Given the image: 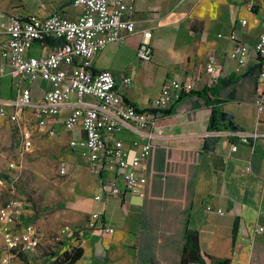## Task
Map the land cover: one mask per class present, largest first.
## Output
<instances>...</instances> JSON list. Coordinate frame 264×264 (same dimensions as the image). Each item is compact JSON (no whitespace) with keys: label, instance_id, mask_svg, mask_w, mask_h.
Here are the masks:
<instances>
[{"label":"crops","instance_id":"crops-1","mask_svg":"<svg viewBox=\"0 0 264 264\" xmlns=\"http://www.w3.org/2000/svg\"><path fill=\"white\" fill-rule=\"evenodd\" d=\"M242 1L135 0L127 14L133 22L132 32L123 42L105 44L91 58V70L110 71L122 100L136 109L148 110L166 79L185 80L191 82L193 92L212 89L205 92V98L218 100L215 106L230 115L235 126V130H207L209 104L192 93L173 102L168 114L160 111L153 129L154 145L137 168L145 177L142 197L102 191L101 181L114 179L121 186L118 173L91 174L78 155L79 148L68 146L69 140L84 136L78 126L66 131L61 125L76 98L68 97L63 109L42 129L35 127L30 110H24L31 144L51 138L60 147L66 141L67 148L59 152V162L65 163L66 170L52 181L49 211L57 217L52 230L61 222L82 230L81 235L67 240L82 250L73 264H178L186 228L197 232L198 247L207 256L227 258L229 264H264V112H257L253 104L258 93L264 101V89L256 82L264 66L252 51L264 28V0H259L262 5L254 11ZM52 12L72 18L78 10L71 0H0V46L6 39L1 26L9 19L28 14L45 17ZM240 20L245 23L241 25ZM230 32L247 46L242 65L227 56L231 42L216 36ZM142 43L150 50L147 62L136 57ZM42 50L34 42L29 52L37 55ZM209 58L214 60L217 81L232 76L231 83L207 86L204 66ZM39 84H43L41 90ZM28 87L36 101L46 83L37 80ZM12 94L11 81L0 79V99ZM0 122L8 124L13 134L8 120L0 118ZM48 128L52 135L46 133ZM235 132H255L257 136L243 141ZM116 136L126 146L133 139L125 132ZM232 144L235 148L230 150ZM11 162L19 165L11 169L7 165L6 170L24 171L18 160ZM19 193L0 188V204L11 194L25 200L20 220L36 225L40 254L13 257L10 263L29 264L30 259L50 256L43 252L48 235H43L38 219L44 205L40 209L28 191ZM96 194L98 200L93 199ZM93 212L101 225L113 228L111 233L84 228Z\"/></svg>","mask_w":264,"mask_h":264},{"label":"built area","instance_id":"built-area-1","mask_svg":"<svg viewBox=\"0 0 264 264\" xmlns=\"http://www.w3.org/2000/svg\"><path fill=\"white\" fill-rule=\"evenodd\" d=\"M135 0H71L78 10L72 17L52 12L45 17L28 14L23 18H11L2 24L6 36L0 46V79L8 78L12 83L10 98L0 99V118L12 125L18 142L20 156L31 148L30 130L25 126L24 110H30L37 129H42L66 105L68 97L76 98L67 115L61 121L66 131L78 126L83 138L69 140V147H78V155L85 160L88 171L98 177L103 173H118L121 186L114 179L100 182L102 191L110 195L128 193L143 196L145 177L137 172L138 166L146 160L154 145L153 132L159 112L168 108L180 95L192 90V84L185 80L166 79L160 86L148 110H139L125 103L116 91L112 74L108 70L92 71L90 61L94 54L107 43H120L132 32L133 22L127 17ZM245 20H240L243 25ZM225 37L231 42L228 58L242 65L247 57V46L233 32ZM46 40L57 44L48 46ZM34 42L41 45L37 55L29 51ZM253 53L264 66V28L257 34ZM136 57L144 62L150 58L145 43L138 46ZM208 75L207 86H214L217 75L214 60L209 58L204 66ZM44 81L39 100L33 101L28 84ZM125 83L128 79L123 80ZM256 82L264 89V68L259 71ZM253 104L257 112H264V101L258 93ZM118 132L133 135L126 146L116 136ZM46 133L52 135L51 129ZM234 135L247 140L257 136L255 132ZM235 144L230 146V150ZM19 163L9 162L8 168ZM64 162H59L57 173L65 174ZM99 194L93 199L98 200ZM25 200L11 194L0 204V264H11L13 257L40 254V237L32 222L21 223L20 215ZM85 229L111 233L113 228L100 224L99 215L91 213L85 222ZM261 231V227H257ZM77 230L64 225L58 234L74 238L81 235ZM76 237V238H77ZM52 257L44 258L38 264H52Z\"/></svg>","mask_w":264,"mask_h":264},{"label":"rangeland","instance_id":"rangeland-1","mask_svg":"<svg viewBox=\"0 0 264 264\" xmlns=\"http://www.w3.org/2000/svg\"><path fill=\"white\" fill-rule=\"evenodd\" d=\"M242 2L251 11L262 5L259 0H243ZM42 86L43 84H39L37 88L41 90ZM16 142L17 140L13 136L10 126L5 122H0V188L3 190L7 189V191L13 188L16 191L19 190L20 193L28 191L37 206H40V209L44 205L38 217L43 235H48L47 239H45L48 240V243L44 240L45 245L48 246L43 251L44 254L59 253L61 250L76 246L75 243H68L67 240L70 238L64 236L65 234H58L60 228L66 225L63 224L64 222L59 223L62 225L57 229L52 230L50 228L57 217L54 215L55 213L49 211L52 209L49 192L52 181L58 174L57 168L59 159H61L59 152L67 148L66 141L58 147L55 145V139L43 138L34 140L30 149H33V152L30 154L27 152L21 156L17 150L18 144L17 148H15ZM17 160L25 166L24 171L21 169L6 170L9 162ZM40 193L43 194L42 197H40ZM46 258H49V256ZM29 261V264H38L40 260L30 259Z\"/></svg>","mask_w":264,"mask_h":264},{"label":"trees","instance_id":"trees-1","mask_svg":"<svg viewBox=\"0 0 264 264\" xmlns=\"http://www.w3.org/2000/svg\"><path fill=\"white\" fill-rule=\"evenodd\" d=\"M45 44L48 46H53L57 44V42L53 40H46ZM259 73V72H258ZM233 80L232 76H229L224 79H220L217 81L218 86H224L226 84L231 83ZM210 88L202 89L200 91L193 92L192 90L186 92L184 94H195L200 97H204V102L209 104V114L207 118L206 128L210 131H218L222 129H231L235 130V126L233 125L231 116L222 112L217 106H215V102L218 100H209L206 97L205 92H209ZM184 94L180 95L183 96ZM179 98L176 100L178 101ZM175 101V102H176ZM172 110V105L163 111L164 114H168ZM81 248L79 246L70 247L67 250H63L59 253H50V257H52V264H73L81 255ZM23 259V258H21ZM229 264V260L227 258H213L203 254L198 247V239L197 232L191 229H185L183 232V239L178 259V264Z\"/></svg>","mask_w":264,"mask_h":264}]
</instances>
